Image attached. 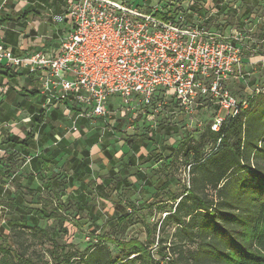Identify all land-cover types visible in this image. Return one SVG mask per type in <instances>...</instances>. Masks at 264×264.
<instances>
[{
  "label": "trees",
  "instance_id": "obj_1",
  "mask_svg": "<svg viewBox=\"0 0 264 264\" xmlns=\"http://www.w3.org/2000/svg\"><path fill=\"white\" fill-rule=\"evenodd\" d=\"M217 1L213 0L214 3ZM230 3L227 2L223 9L230 10ZM256 3L257 0H242L238 9L242 10L240 18L244 19L251 14ZM214 7L217 12L222 10V5L214 4ZM0 76L15 78L16 74L0 70ZM24 96L34 98L36 94L29 91ZM245 103L246 107H238L234 117H225L218 131H213L209 124L197 139L190 134L178 146L164 148V152L171 158L170 163H184L188 173V184L183 192L178 196L176 193L173 196L168 194L170 207L159 224V232L170 224L176 226L174 241L152 240L141 243L133 239L119 241L98 237V244L79 256L66 254L59 261V256L54 253L51 256L54 264H264V88L253 93ZM21 104L18 108L24 106ZM58 117L60 118L54 110L49 115L42 110L32 113L24 137L8 138L0 142V146L21 148V156H25L35 146V133L39 134L50 121ZM47 140L48 138L40 137L37 141L43 145ZM95 143L93 139L90 142L91 145ZM73 147L68 159V163L73 166L68 168L66 163L64 166L68 170L74 168L76 174L83 175L89 164V153L82 150L79 159L76 146ZM130 149L132 155L127 160L129 166L150 165L148 161L154 154L143 156L138 146L132 143ZM102 150L111 168L100 180V184H94L92 190H95L98 199L103 202L125 183L129 188L131 185L125 179L115 177L112 166L117 160L114 159L113 152L106 151L105 146ZM54 158L55 156L44 154L35 155L32 161L39 160L37 175L43 178L42 185H37L29 175L28 185L22 187L17 178V182H14L17 190L12 198L8 192L4 198L1 189L12 173H0V179L1 176H6V180H0V209L10 211L0 216L6 219L5 223L10 228L7 233L0 227V238L11 241L6 250L0 248L1 264H38L26 256V250L18 252L12 249L20 238L21 231L18 229H29L35 239L52 242L48 232L39 228V223L55 220L61 224L64 220L62 202L55 189L68 186L73 180H56ZM170 165L164 167L170 168ZM135 177L145 180L143 185L154 189L169 187L171 181L157 178L150 183L139 171L135 173ZM88 186L84 179L74 189L78 202L87 199L84 191ZM45 190L51 192L49 199L40 196ZM34 194L38 196L31 203L29 200ZM112 206L116 220L121 224L125 223L131 213L127 204L113 202ZM155 231L156 227H153L152 232ZM104 243L113 244L119 256H112Z\"/></svg>",
  "mask_w": 264,
  "mask_h": 264
},
{
  "label": "built area",
  "instance_id": "obj_2",
  "mask_svg": "<svg viewBox=\"0 0 264 264\" xmlns=\"http://www.w3.org/2000/svg\"><path fill=\"white\" fill-rule=\"evenodd\" d=\"M208 6L202 0H70V28L57 48L15 55L0 45V70L35 76L42 110L63 105L73 123L109 118L111 99L125 112L151 107L161 91L186 116L206 102L224 109L211 126L218 131L225 117L246 107L224 90L236 78L241 33L211 29L213 14L200 13H217Z\"/></svg>",
  "mask_w": 264,
  "mask_h": 264
},
{
  "label": "rangeland",
  "instance_id": "obj_3",
  "mask_svg": "<svg viewBox=\"0 0 264 264\" xmlns=\"http://www.w3.org/2000/svg\"><path fill=\"white\" fill-rule=\"evenodd\" d=\"M219 1L221 0L217 2L219 3ZM225 2H231L230 6L232 8L230 10L223 9L225 8L223 2L222 10L215 14L203 9L200 13L213 14L208 19V26L216 32H224L227 35L231 29H235L237 33H241V37H238L241 41L237 42L239 64L237 65V74L234 73L236 78L231 77L227 81L224 90L234 100L235 105H243L248 97L264 88V0H257L256 5L251 9V14L244 19L239 16L242 10L238 11L242 0H225ZM215 8L212 9L208 6V9L213 11ZM32 23V27L37 29V35L44 36L48 40L56 31L61 30L62 32L64 30L63 32H68L69 30L68 25L64 26L62 24V26L60 21L51 22L47 25H40L37 20ZM37 25H39V29ZM39 50L36 49V51ZM4 87V85H0L1 96ZM17 94L19 95L18 100H20L19 91ZM166 98L164 100V92L158 91L154 95L151 107L134 108L129 112H125L120 108L117 99H111L106 102L110 107V117L105 120L89 122L88 129L77 133L85 139L96 132L98 144H109L108 146L114 150L116 158H118L114 167L112 166V169L115 170V177L119 180L125 179L131 185V188L126 186L125 183L111 193L106 200L100 201L95 190L92 189L94 184H100V180L106 176L111 165L107 166L104 161H98L97 159V162H93L96 152L95 150L91 151L92 162L90 160L88 171L74 180L75 183L78 180L80 182V178L87 180L89 186L84 191L87 199L78 202L79 198L74 193V189L78 188L77 184L73 185L71 183L64 188L62 186L56 188L55 192L62 202L61 212L65 218L61 224H58L55 220L39 223V228L48 232L52 242L46 239L42 241L35 239L29 229H18L21 231L20 238L17 239L18 242L12 246V249L18 252L26 250V256L32 258L38 264H54L51 258L54 253L59 256V261L66 254L79 256L98 244V237L119 241L133 239L141 243H146V241L149 243L152 240L158 242L160 240L174 241L173 233L176 226L170 224L165 227L164 231L159 232V224L170 207L168 194L173 196L176 193L178 196L183 192L188 184V173L184 163L175 161L170 163L171 158L164 152V148L178 146L190 134L192 138L197 139L204 128L221 120L226 111L216 104L206 102L204 106L198 107L193 115L186 116L179 112L172 97L166 95ZM161 101H164L165 104H161ZM4 107L2 106L1 110H5ZM64 111V113H67L66 110ZM28 118L19 113L15 120L7 122L6 125L3 124L0 127L3 138H6L5 135H17L22 138L25 131L28 130ZM56 127L60 130L59 124ZM74 129L77 130L78 128L75 127ZM131 143L138 146L140 154L143 156L149 153L154 154L148 161L150 165H139L138 167L128 165L127 160L132 155ZM67 151L66 149V154L61 156L62 159L58 160L57 164L61 165V161L67 158L69 155ZM6 157L7 153L0 159V173L3 171L5 174L7 172H17L20 174L18 176L24 177L26 173L21 168V161L10 164L9 160L5 161ZM168 164H171L170 168L164 167ZM59 167V172L55 175L56 180L66 181L68 171L63 166ZM137 171L142 172L150 183L155 182L157 178H167L166 180H171L170 185L160 189L144 186L145 180L135 177ZM0 180H6V176H1ZM35 180L37 185H42L43 178L39 175ZM22 183H20L21 186L25 185L24 182ZM7 186H9L8 183ZM13 187L17 190L14 184ZM50 193L49 190H45L40 196L49 199L52 196ZM37 196V194H34L29 201L34 203ZM113 202L126 203L127 207L130 208L131 213L125 223L121 224L116 220V214L112 206ZM7 212L10 211L0 209V216H3L4 213L6 215ZM5 222L6 219L0 217V227H3L8 233L10 228ZM26 227L29 228V225ZM153 227H156L155 233L152 232ZM149 233H151L150 237H148ZM104 244L110 250L112 256H119V252L113 244ZM10 245V240L0 238V248L6 250Z\"/></svg>",
  "mask_w": 264,
  "mask_h": 264
},
{
  "label": "crops",
  "instance_id": "obj_4",
  "mask_svg": "<svg viewBox=\"0 0 264 264\" xmlns=\"http://www.w3.org/2000/svg\"><path fill=\"white\" fill-rule=\"evenodd\" d=\"M70 0H0V45L4 48H8L15 55L23 54L27 51H36V49L46 50L49 48L55 49L57 48L58 41L63 38L68 32H63L64 30L54 32L53 36L50 39H45L44 36L37 35V29L32 27V22L37 20L40 25H47L48 23H56L60 21L61 25H68V29L70 28V23L66 17V7L67 3ZM203 2H207L209 7L212 8L214 6L213 0H202ZM229 1V0H228ZM222 2V3H221ZM226 6L227 2L225 0L219 1V5ZM233 2V1H232ZM234 7V6H233ZM62 25V26H63ZM39 29V25H37ZM69 31V30H68ZM4 71V70H2ZM0 85H4L3 95H0V127L2 125L8 124L7 122H11V120H15L18 117V114L21 113L28 118L30 121L31 114H36L40 110H42L43 99L39 94L40 85L35 76L28 75L26 72H20L16 74L15 78H6L0 76ZM18 91L21 96V99L18 100ZM35 92L36 96L34 98H26L24 95L29 92ZM26 92V93H24ZM22 103L21 108H18V105ZM4 107L5 110H1V107ZM56 111V114L60 116V118H56L53 121H48L49 124L38 134L35 133L34 141L35 146L31 151L25 156H21L22 150L18 147L13 146H0V159L2 156L7 153V157L5 161L11 164L12 162L21 161V168L24 170V177L18 176L17 172L9 174V179L5 181V184L1 187L3 197L6 198L7 192L10 194V198L15 196L16 190L13 187L14 182H17V178L20 180L22 187L28 185L29 178L31 175L33 179H36L37 172L39 169V160L33 162L32 159L35 155H46V156H55V161L62 159L61 156L67 153L69 154L66 159L61 161V165L56 163V167L54 171L58 174V167L63 166L64 169L68 171L67 180L71 179L73 185H79L82 181L80 178V182L78 180L75 183V179H78L81 175L76 174L75 169H67V167H71L73 165L68 163V159L70 154L73 152L74 147L78 158L81 156L79 153L82 150H86L89 153V163L91 158V151L96 152V157L93 162L104 161L105 165L109 166L108 159L105 157L102 148L105 146L106 151L113 152L114 159L116 158V153L114 150L107 145H103V143L98 144V136H96V132L92 136H88L87 138H83L80 136L79 132H84L88 129L89 122L86 120H77L73 123V113H64L65 107L54 106L49 109V111H44L45 114L49 115L52 111ZM67 116V117H65ZM105 120V119H98ZM59 124L60 130L56 127ZM66 125V127H65ZM71 126V127H69ZM78 129L75 130L74 128ZM1 129V128H0ZM3 138V133L0 132V142H3L11 137H17V135H5ZM48 138L46 143L43 145L40 144L37 140L40 138ZM93 140L96 141L94 145H91L90 142ZM98 144V145H97ZM117 151V150H116ZM20 156V157H19ZM23 160V161H22ZM66 163L67 167L64 166ZM59 167V168H60ZM68 167V168H69ZM89 167V164L87 168ZM86 168V172L88 171ZM1 169V166H0ZM74 171L75 173H73ZM84 172V173H86ZM108 174V171L106 175ZM73 176V178H72ZM84 180V179H83ZM36 181V180H35ZM7 183L9 186H7ZM36 183V182H35ZM75 196L77 193L74 191Z\"/></svg>",
  "mask_w": 264,
  "mask_h": 264
}]
</instances>
